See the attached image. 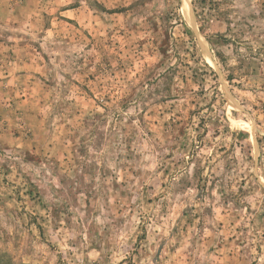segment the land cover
Wrapping results in <instances>:
<instances>
[{"label":"rangeland","instance_id":"374dc122","mask_svg":"<svg viewBox=\"0 0 264 264\" xmlns=\"http://www.w3.org/2000/svg\"><path fill=\"white\" fill-rule=\"evenodd\" d=\"M0 44V264H264V0H0Z\"/></svg>","mask_w":264,"mask_h":264},{"label":"crops","instance_id":"0c3cea01","mask_svg":"<svg viewBox=\"0 0 264 264\" xmlns=\"http://www.w3.org/2000/svg\"><path fill=\"white\" fill-rule=\"evenodd\" d=\"M0 46H2V44H0ZM11 47H13V46H11ZM15 47V46H14ZM1 50V49H0ZM33 62V60H28V59H26L25 61L24 60H15L13 63L16 65V64H18L19 65V67H20V69H30V67H31V63ZM0 76H2L1 74H0ZM24 76H22V75H19V73L17 74V75H13L12 77H10L8 80H10V81H14V80H20V79H22ZM0 93H1V91H0Z\"/></svg>","mask_w":264,"mask_h":264}]
</instances>
